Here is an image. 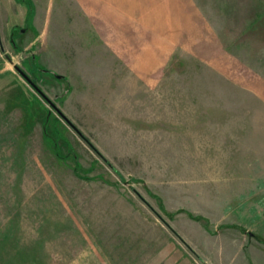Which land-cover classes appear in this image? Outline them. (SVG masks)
Masks as SVG:
<instances>
[{
	"label": "rangeland",
	"instance_id": "obj_1",
	"mask_svg": "<svg viewBox=\"0 0 264 264\" xmlns=\"http://www.w3.org/2000/svg\"><path fill=\"white\" fill-rule=\"evenodd\" d=\"M0 264H264V0H0Z\"/></svg>",
	"mask_w": 264,
	"mask_h": 264
},
{
	"label": "water",
	"instance_id": "obj_2",
	"mask_svg": "<svg viewBox=\"0 0 264 264\" xmlns=\"http://www.w3.org/2000/svg\"><path fill=\"white\" fill-rule=\"evenodd\" d=\"M9 60L11 62H13V60L11 58H9ZM16 69L20 72V74L25 78V80L36 89V91H38L45 99H47L50 103L51 101L47 98V96L43 93V91L36 85V83L18 66L15 65ZM54 105V104H52ZM55 106V105H54Z\"/></svg>",
	"mask_w": 264,
	"mask_h": 264
}]
</instances>
